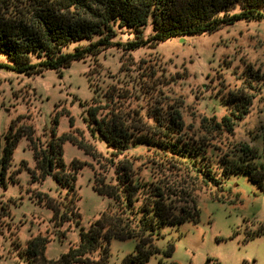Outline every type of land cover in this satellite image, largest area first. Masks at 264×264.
Masks as SVG:
<instances>
[{
    "label": "trees",
    "instance_id": "obj_1",
    "mask_svg": "<svg viewBox=\"0 0 264 264\" xmlns=\"http://www.w3.org/2000/svg\"><path fill=\"white\" fill-rule=\"evenodd\" d=\"M263 20L264 0H0V53L7 59L0 67L26 75L59 71L111 46L130 53L172 38ZM124 33L133 38L116 39ZM131 64L128 81L116 79L88 108L89 133L108 148L105 157L90 155L98 166L93 188L109 200L106 209L82 229L79 244L58 260L46 259L48 239L38 235L27 242L28 259L72 264L89 262L97 254L93 264H107L111 239L137 238V254L127 255L121 264H145L163 226L197 220V185L223 191L227 179L244 174L264 191V126L251 136V143L223 142L249 112L252 94L228 93L223 101L227 113L219 120L204 118L197 133L189 135L181 103L162 99V89L178 77L168 74L158 60ZM32 134L30 126L17 131L11 127L4 146L0 137V184L19 138L27 135L32 141ZM52 136L45 146L34 147L33 179L53 178L65 197L58 201L40 193L37 199L52 210L55 226L70 221L80 225L76 175L82 165L66 166L62 140L68 137ZM214 142L228 144L227 150ZM137 148L162 155H128Z\"/></svg>",
    "mask_w": 264,
    "mask_h": 264
},
{
    "label": "rangeland",
    "instance_id": "obj_2",
    "mask_svg": "<svg viewBox=\"0 0 264 264\" xmlns=\"http://www.w3.org/2000/svg\"><path fill=\"white\" fill-rule=\"evenodd\" d=\"M127 38L133 34L116 39ZM139 60H158L168 74L178 77L162 89V99L181 103L189 135L197 133L204 118L224 116V99L239 90L254 98L235 134L223 142L251 143V136L264 126V20L237 22L211 34L172 38L130 53L111 46L59 71L26 75L0 67L2 145L11 127L17 131L30 126L33 131L32 141L27 135L19 138L4 185L0 184V264H42L25 254L28 240L37 235L48 239L46 259L58 260L79 244L82 229L87 230L106 209L109 200L93 188V172L98 166L96 157L90 155L105 157L108 148L103 140L91 137L88 108L116 79L128 81L134 67L131 63ZM5 63L7 59L0 53V64ZM53 133L55 138L68 137L62 140L65 165H82L76 175L80 225L70 221L55 226L52 210L37 199L40 193L58 201L65 197L53 178L35 180L32 174L34 147L45 146ZM214 145L222 151L228 148V144ZM128 155L162 154L137 148ZM193 192L197 220L163 226L145 264H264V191L244 174H237L225 181L223 191L197 185ZM138 244L137 238L111 239L107 264H121L127 255H136ZM95 255L89 262L72 264H93Z\"/></svg>",
    "mask_w": 264,
    "mask_h": 264
}]
</instances>
